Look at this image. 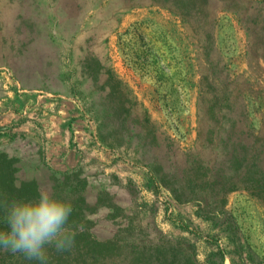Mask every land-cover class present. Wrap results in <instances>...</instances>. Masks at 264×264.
<instances>
[{
    "label": "rangeland",
    "instance_id": "1",
    "mask_svg": "<svg viewBox=\"0 0 264 264\" xmlns=\"http://www.w3.org/2000/svg\"><path fill=\"white\" fill-rule=\"evenodd\" d=\"M217 16L203 49L162 0H0V178L73 207L74 245L48 264H264L261 201L235 189L210 218L162 186V169L221 163L198 137L202 96L228 88L263 126L264 60ZM0 264L39 262L0 249Z\"/></svg>",
    "mask_w": 264,
    "mask_h": 264
},
{
    "label": "trees",
    "instance_id": "2",
    "mask_svg": "<svg viewBox=\"0 0 264 264\" xmlns=\"http://www.w3.org/2000/svg\"><path fill=\"white\" fill-rule=\"evenodd\" d=\"M162 6L180 18L203 49L206 48V35L210 38L218 20L217 10L231 12L251 37V57L264 60V46L259 47L255 42L256 39L264 41V20L259 21L264 16L248 11L239 0H162ZM211 69L210 76L214 77ZM241 98L240 95L234 96L228 88L215 92L212 100L206 99V105L203 103L205 98H201L202 129L198 137L216 157L222 158L219 166H215L217 161L212 166H204L201 160H194L187 162L181 170L174 168L165 172L162 169V186L168 188L174 199L196 202L201 213L210 218L216 217L214 208L224 195L239 188L264 205V121L259 131L250 129L246 106ZM3 178H0V190H3L0 191V216L5 201L11 198L33 199L38 194V181L29 180L33 185L32 191L25 192L7 184Z\"/></svg>",
    "mask_w": 264,
    "mask_h": 264
},
{
    "label": "clouds",
    "instance_id": "3",
    "mask_svg": "<svg viewBox=\"0 0 264 264\" xmlns=\"http://www.w3.org/2000/svg\"><path fill=\"white\" fill-rule=\"evenodd\" d=\"M2 208L0 222L6 227L0 228V249L48 264L49 246L63 252L74 245L76 232L69 224L72 204L50 188L40 186L33 199L11 198Z\"/></svg>",
    "mask_w": 264,
    "mask_h": 264
}]
</instances>
